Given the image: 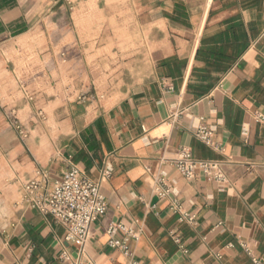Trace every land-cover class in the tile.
I'll use <instances>...</instances> for the list:
<instances>
[{"label":"crops","instance_id":"crops-1","mask_svg":"<svg viewBox=\"0 0 264 264\" xmlns=\"http://www.w3.org/2000/svg\"><path fill=\"white\" fill-rule=\"evenodd\" d=\"M200 124L219 149L196 139ZM182 147L226 163L228 183L163 162ZM70 163L108 203L83 253L24 199L38 172L53 184ZM112 222L143 229L141 264H252L241 244L264 264V0H0V264H128Z\"/></svg>","mask_w":264,"mask_h":264},{"label":"built area","instance_id":"built-area-1","mask_svg":"<svg viewBox=\"0 0 264 264\" xmlns=\"http://www.w3.org/2000/svg\"><path fill=\"white\" fill-rule=\"evenodd\" d=\"M11 126L15 129L21 140H26L29 133L17 119V112L11 110L6 113ZM43 117L44 113L39 112ZM195 137L202 144L212 149H219L214 140L215 131L205 124H200ZM163 162L170 163L188 181H192L198 174L203 175L208 181L225 185L229 179L226 173V163L215 160L195 159L188 147L179 149L173 159H163ZM148 170V169H147ZM112 176L111 169H104L101 172V182ZM173 192L172 185L163 175L154 177L153 193L160 199L169 198ZM29 205L43 215L52 216L57 223L65 229L63 245H81V252H84L85 245L91 235V227L100 218L104 217L108 210V203L101 192V184L95 183L82 174L78 165L70 163L69 169L62 178L50 184L47 172L40 171L37 176L24 185V199ZM182 223L196 224L194 215L182 214ZM143 229L127 227L122 223L112 222L107 228L109 236V247L119 250L130 260L128 264H141L132 258L131 244L137 243L142 236ZM173 240L183 250L181 238L170 233ZM244 251L251 257L252 264H263L256 258L249 247L241 244ZM220 258V257H219ZM61 261L69 262V253L64 250L60 257ZM87 264H92L90 261Z\"/></svg>","mask_w":264,"mask_h":264},{"label":"rangeland","instance_id":"rangeland-1","mask_svg":"<svg viewBox=\"0 0 264 264\" xmlns=\"http://www.w3.org/2000/svg\"><path fill=\"white\" fill-rule=\"evenodd\" d=\"M5 115H6V113H5ZM36 118H37V120H38V119L45 120V116H43V117L39 116V117H36ZM17 119H18V121L20 122V124L25 128V130L29 133V137H30V136H31V131H32V129L30 130V127H28V126H29V123L27 122L28 119H26L25 117H19L18 115H17ZM5 121H6V123L9 125V127H11V129L13 130V133L15 134L16 131H15V129L11 126V124H10L8 118H7V115H6V117H5ZM31 124H36V123H35V122H34V123L31 122ZM29 137H28V138H29Z\"/></svg>","mask_w":264,"mask_h":264}]
</instances>
